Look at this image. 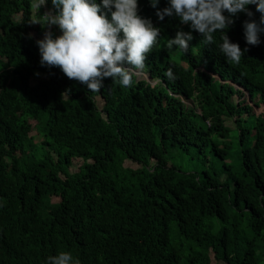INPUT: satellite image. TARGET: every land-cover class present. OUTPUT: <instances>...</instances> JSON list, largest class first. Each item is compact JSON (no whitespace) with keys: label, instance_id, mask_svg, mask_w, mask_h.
<instances>
[{"label":"trees","instance_id":"trees-1","mask_svg":"<svg viewBox=\"0 0 264 264\" xmlns=\"http://www.w3.org/2000/svg\"><path fill=\"white\" fill-rule=\"evenodd\" d=\"M32 5L0 0V264H49L62 251L79 264H264V113L242 90L195 71H217L264 102V33L252 46L243 29L259 22L255 5L225 33L247 49L239 64L221 53V32L204 45L165 16L145 61L164 83L129 88L104 78L99 108L97 93L41 65ZM138 5L150 20L168 0ZM177 31H191L187 52L166 47ZM233 126L236 142L228 140ZM174 149L200 170L177 167Z\"/></svg>","mask_w":264,"mask_h":264},{"label":"clouds","instance_id":"clouds-1","mask_svg":"<svg viewBox=\"0 0 264 264\" xmlns=\"http://www.w3.org/2000/svg\"><path fill=\"white\" fill-rule=\"evenodd\" d=\"M149 2L155 8L159 0ZM51 3L57 13L46 4V0H34L32 5L36 13L41 6L42 10H45L43 15L37 16L32 9L31 23L34 27L42 29L38 34L31 30L38 45L40 63L42 66L59 67V71L76 86L86 85L89 91L97 93L92 99L98 108L101 105L98 92L103 87L104 78H111L112 81L129 88L132 87L133 81L136 83L141 79L152 85L164 83L161 77L150 75L145 61L147 54L157 44L160 37L158 23L163 21L165 16H175L181 24L189 25L191 30L204 37V45L213 43L214 33L221 32L220 51L227 61L233 64H239L247 51H242L238 43L230 42L225 34L234 23L233 18L241 12L251 18L253 13L247 6L255 5L260 18L259 22L249 19L243 23L246 43L259 45L260 34L264 33V0H168L167 7L157 10L158 18L150 20L139 15L138 0H101L100 4L96 3V0H51ZM102 8L110 12V19ZM19 16L18 14L17 18ZM36 17L38 19L33 22ZM53 29L58 36L53 37ZM192 38L191 31H177L174 39L167 40L166 47L171 49L177 46L187 52ZM172 56L186 66L177 51L176 55ZM139 70L148 78L137 77L134 72ZM195 71L208 73L212 77V83H227L237 90H242L243 95L240 98L246 97L253 111L254 106L264 104L251 102L249 92L245 88L231 78H223L217 71L207 70L201 65ZM166 75L170 79L174 78L171 69ZM179 96L184 102L192 100L193 106L197 107L193 96ZM240 98L235 94L232 100L237 103ZM196 110L200 112V108ZM48 262L79 264L68 251L50 256Z\"/></svg>","mask_w":264,"mask_h":264},{"label":"rangeland","instance_id":"rangeland-1","mask_svg":"<svg viewBox=\"0 0 264 264\" xmlns=\"http://www.w3.org/2000/svg\"><path fill=\"white\" fill-rule=\"evenodd\" d=\"M34 2V0H32V3ZM42 8V6H41ZM48 11V9L46 10V12ZM33 12L34 14L36 13V10L33 8ZM43 12L45 13V10H43ZM36 15V14H35ZM39 15V14H38ZM38 19V17H36L33 22ZM146 70V69H145ZM137 77H147L146 74L142 73L141 70L139 71H135L134 72ZM185 103L187 104V106H192L194 107V102L192 100H185ZM254 111L255 113H264V104H260L258 107L254 106ZM249 122H242V124H248ZM232 124V120H228L227 121V125H231ZM237 135H238V131L236 129L235 126H233V128L231 127V130L229 132L228 135V140L232 141V142H236L237 141ZM191 155L190 154H183L182 152H180L178 149H174L172 155H170V160L171 162H173L177 167H179L182 171H187V170H200L202 163L196 159V158H190ZM131 166L135 167L136 164H132L130 163Z\"/></svg>","mask_w":264,"mask_h":264}]
</instances>
